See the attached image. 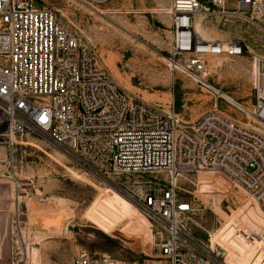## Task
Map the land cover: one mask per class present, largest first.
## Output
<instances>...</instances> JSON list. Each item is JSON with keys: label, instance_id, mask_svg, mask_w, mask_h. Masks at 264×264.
Instances as JSON below:
<instances>
[{"label": "built area", "instance_id": "2783aa9c", "mask_svg": "<svg viewBox=\"0 0 264 264\" xmlns=\"http://www.w3.org/2000/svg\"><path fill=\"white\" fill-rule=\"evenodd\" d=\"M41 3L0 0V140L10 145L15 136L38 132L132 202L158 245L156 255L141 259L79 248L70 264H227L221 247L189 229L193 207L177 183L185 173H221L264 211V58L251 57V106L228 101L206 78L207 58L249 50L237 38H201L195 21L203 11L256 23L264 19V0H170L169 60L216 97L212 111L191 124L118 87L78 31Z\"/></svg>", "mask_w": 264, "mask_h": 264}, {"label": "rangeland", "instance_id": "374dc122", "mask_svg": "<svg viewBox=\"0 0 264 264\" xmlns=\"http://www.w3.org/2000/svg\"><path fill=\"white\" fill-rule=\"evenodd\" d=\"M39 1L78 31L99 65L130 96L189 124L212 111L216 97L169 60L170 0ZM205 13L197 14L195 23L215 40L237 38L249 50L243 57H208L217 68L206 78L221 93L251 106L250 63L252 56L264 58V19L247 23ZM218 100L231 116L243 118L236 107ZM177 190L192 204L188 226L199 240L217 241L248 264H264V214L243 189L220 175L185 173ZM114 191L119 194L36 131L15 136L10 145L0 140V264H70L79 248L116 258L156 255L152 224ZM56 200L64 205L57 207ZM252 217L262 224L250 222Z\"/></svg>", "mask_w": 264, "mask_h": 264}, {"label": "bare ground", "instance_id": "6f19581e", "mask_svg": "<svg viewBox=\"0 0 264 264\" xmlns=\"http://www.w3.org/2000/svg\"><path fill=\"white\" fill-rule=\"evenodd\" d=\"M200 13V12H199ZM198 13V14H199ZM205 15H209V14H207V13H205ZM195 31L197 32V34L199 33V36L201 37V38H203V39H205V40H215V38H213V36L212 35H210V33H209V31H208V29H207V27H205V26H203L201 23H198V22H196L195 23ZM214 31V30H213ZM212 31V32H213ZM230 39H232V38H230ZM221 41V40H220ZM225 41H227V40H225ZM225 41H223V42H225ZM208 65L210 66V67H214L213 65H210L209 64V61H208ZM222 96L225 98V99H227L228 101H230V102H232V103H235V102H237V101H235L234 100V98H232L231 96H229V95H227V94H225V93H222ZM200 174H215V175H220V176H222V177H224L226 180H228L227 179V177H225L224 175H222L221 173H211V172H204V173H200ZM229 181V180H228ZM230 182V181H229ZM114 193H116L115 191H114ZM117 194V193H116ZM118 196H121V195H119V194H117ZM122 197V196H121ZM56 201H58L57 202V207H59V206H62V205H64L60 200H56ZM106 202H108V201H106ZM252 202V201H251ZM110 205H113V203L112 202H108ZM252 204L255 206V208L258 210V212L260 211V213H263L264 214V211L257 205V203L255 204V203H253L252 202ZM250 220V222H253V223H255L256 225H259V224H262V223H260V222H258V220H256V219H254L253 217L251 218V219H249ZM214 244H217V245H219L223 250H224V255H225V261H226V263L227 264H242V263H245V264H248V261L247 260H245V259H243V258H238L237 256H235V255H233V254H231L230 253V251H229V249L227 248V247H225L224 245H221V244H219V243H217V241H213V242H211V245L213 246ZM262 244V243H261ZM261 246V245H260Z\"/></svg>", "mask_w": 264, "mask_h": 264}]
</instances>
